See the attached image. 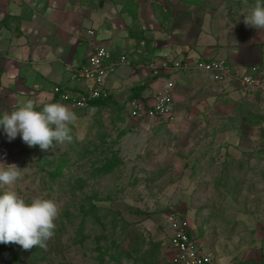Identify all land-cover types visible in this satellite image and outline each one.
Returning a JSON list of instances; mask_svg holds the SVG:
<instances>
[{
    "label": "rangeland",
    "instance_id": "1",
    "mask_svg": "<svg viewBox=\"0 0 264 264\" xmlns=\"http://www.w3.org/2000/svg\"><path fill=\"white\" fill-rule=\"evenodd\" d=\"M47 1L72 5V0ZM125 1L79 0L78 6L112 34L118 52L132 62V47L149 37L171 51L175 35L183 47L196 41L188 34L215 39L212 22L236 34L252 28L243 16L256 3L137 0L140 19L133 21L121 13ZM203 23L208 34L200 36L197 27ZM204 79L182 89L172 118L131 119L122 98L94 113L66 105L76 116L69 125L72 139L47 150L29 147L19 135L9 141L0 134V161L23 170L13 184L0 185V192L15 191L26 201L50 199L58 208L42 258L31 264H169L164 215L171 206L217 262L264 264V95H243ZM114 157V167L105 170ZM55 169L59 174L52 176ZM89 203L97 211L87 216ZM129 230L132 237H126ZM8 251L21 258L26 253L9 242L0 264H6Z\"/></svg>",
    "mask_w": 264,
    "mask_h": 264
},
{
    "label": "crops",
    "instance_id": "2",
    "mask_svg": "<svg viewBox=\"0 0 264 264\" xmlns=\"http://www.w3.org/2000/svg\"><path fill=\"white\" fill-rule=\"evenodd\" d=\"M35 1L38 5L34 6L31 3ZM69 2L50 5L47 0H0V108L3 107L0 113L9 107L22 106L28 100L33 102L34 108L46 103L65 105L52 93V88L57 85L66 90L82 88V84L72 80L69 66L78 62L85 63L93 44L107 47L114 56L124 54L118 52L119 43L111 40L110 31L107 36L106 30L95 25L91 15L79 8V0H72V5ZM137 19H140V15ZM141 21L145 22L144 19ZM204 24L196 26L200 36L208 34ZM212 25L217 31L215 33L210 28L211 33H215L217 39H211L210 35L208 41L203 36L200 41L198 34H188L195 37L196 41L183 47L180 45V35H175L171 51H167L161 46L162 43L153 41L150 37L142 39L135 48L132 47L133 52L135 51L133 63H144L152 58H175L193 62L198 58L214 55L227 60L238 69L250 70L264 66V29L241 27L237 35L229 28L220 29L215 22ZM92 28L96 33L89 35L88 31ZM128 40L125 41L127 47L128 44H133V39ZM123 44L125 43L122 46ZM180 50L182 56L177 55ZM219 50L220 54L213 53ZM169 78L168 75L153 78L146 68L123 67L107 80L111 93L107 99L111 100L104 107L115 99L126 98L128 103L133 99V89L139 86L143 90L138 98L152 99ZM198 79H204V76L197 73L177 75L172 104L174 105L182 89L190 88ZM99 109L93 106L90 110L94 113ZM0 139H3V135H0Z\"/></svg>",
    "mask_w": 264,
    "mask_h": 264
},
{
    "label": "built area",
    "instance_id": "3",
    "mask_svg": "<svg viewBox=\"0 0 264 264\" xmlns=\"http://www.w3.org/2000/svg\"><path fill=\"white\" fill-rule=\"evenodd\" d=\"M88 34L94 35V31L89 30ZM177 55L182 56V51ZM123 67L146 68L153 78L161 75L170 77L152 99L133 98L129 101L128 116L135 120L172 118L175 77L182 73H197L210 82L234 87L237 93L243 95H264V66L250 70L238 69L227 60L214 55L198 58L193 62L175 58H152L144 63L134 64L125 54L114 56L107 47L95 44L85 63L78 62L69 66L72 80L82 84V88L62 90L59 86H54L52 93L71 110L88 111L93 107L92 101L110 96L107 80ZM164 219L170 232L167 245L171 252L169 264H222L192 237L188 219L179 210L169 207Z\"/></svg>",
    "mask_w": 264,
    "mask_h": 264
},
{
    "label": "clouds",
    "instance_id": "4",
    "mask_svg": "<svg viewBox=\"0 0 264 264\" xmlns=\"http://www.w3.org/2000/svg\"><path fill=\"white\" fill-rule=\"evenodd\" d=\"M243 18L246 25L264 29V0H256ZM75 119L63 104L46 103L37 111L28 100L11 112L0 113V133L9 141L19 135L29 147L47 150L54 142L71 141L69 125ZM22 171L15 164L0 161V185L13 184ZM57 213V205L50 199L37 196L26 201L15 191L0 192V243L12 242L22 249L44 248L53 235Z\"/></svg>",
    "mask_w": 264,
    "mask_h": 264
},
{
    "label": "trees",
    "instance_id": "5",
    "mask_svg": "<svg viewBox=\"0 0 264 264\" xmlns=\"http://www.w3.org/2000/svg\"><path fill=\"white\" fill-rule=\"evenodd\" d=\"M137 9H138V2L137 0H126L125 3L123 4L122 7V12H126L128 13L129 16H131V18H137L138 14H137ZM168 15V14H166ZM165 15V16H166ZM130 36H132V32L129 33ZM143 90L142 86L139 87H135L133 89V93H132V98H138V96H140L141 91ZM110 98L109 99H98L95 101H92L91 105L92 106H96L99 108L104 107L105 105H107L110 102ZM43 107V106H42ZM42 107H35L34 109L39 111L42 109ZM18 107H9L6 109L7 112H11L13 110H15ZM117 159V158H116ZM116 164L115 161V157L111 160H108L106 162V164L104 165L105 170H111L114 165ZM57 174H59V170L55 169L54 173H52V176H56ZM94 211H97V207L95 205H93L92 203H89V211H87V213H85L87 216L91 213H93ZM66 213H64L62 216L65 217ZM84 227V221L81 222V224L79 225L78 229H77V234H82V230ZM132 237L131 236V231L129 230L128 234L126 237ZM4 245L5 244H0V254L2 253V250L4 249ZM45 248V247H44ZM44 248H39L37 246H33L30 249H26V253L24 258H21L18 254L16 253H12L10 251L5 252L4 255L6 257V264H31L34 263L35 261L39 260V258H42L40 256L41 252L44 251ZM26 257V259H25Z\"/></svg>",
    "mask_w": 264,
    "mask_h": 264
}]
</instances>
